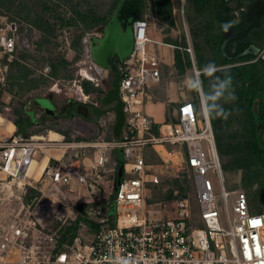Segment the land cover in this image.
Segmentation results:
<instances>
[{
    "label": "built area",
    "instance_id": "obj_1",
    "mask_svg": "<svg viewBox=\"0 0 264 264\" xmlns=\"http://www.w3.org/2000/svg\"><path fill=\"white\" fill-rule=\"evenodd\" d=\"M131 27L132 50L119 64L124 126L119 137L100 144L120 150L123 159L113 198V224L101 225L90 241L75 234L47 256L19 252L18 243L25 236L19 227L12 230L8 243L0 242V264H264V213L252 209L243 189L226 187L200 85L196 102L182 99L176 108V121L165 122L158 133L152 132V121L144 113L145 91L160 79L159 61L147 49L151 41L147 18L133 20ZM15 31V22L0 21V61L5 68L4 61L14 58ZM100 36L99 30H91L83 38L88 63L84 61L80 74L92 83L99 80L98 76L103 79L109 73L107 68L96 66L91 58L93 39ZM186 50L191 52L190 48ZM76 87L78 97H88L81 84ZM113 118L112 112L106 120ZM173 145L183 149L185 166L193 172L194 214L186 197L176 202L175 216L148 200V185L158 184L161 173L157 170L160 164L146 161L144 148L150 146L160 154L156 149L160 146L171 155L168 146ZM77 146L78 143L63 139L39 140L20 134L2 137L0 170L12 179L26 181L27 167L37 150L63 148L67 152ZM105 161L102 151L88 164L60 161L49 167L45 176L51 186L61 187L76 181L96 196L107 172ZM213 176L217 178V189ZM18 221L26 223L22 219ZM11 252L15 254L13 259L9 257Z\"/></svg>",
    "mask_w": 264,
    "mask_h": 264
},
{
    "label": "rangeland",
    "instance_id": "obj_2",
    "mask_svg": "<svg viewBox=\"0 0 264 264\" xmlns=\"http://www.w3.org/2000/svg\"><path fill=\"white\" fill-rule=\"evenodd\" d=\"M93 1L96 2L98 0ZM110 1L111 0H103L102 7L100 8L101 11L108 7ZM28 4L31 5V11L40 10L41 5L38 2L36 3V0H29ZM172 11V25L169 24L167 20L159 21L153 15L150 0H146V7L141 15V17H146L149 23V36L151 41L148 43L147 49L158 58L161 73L159 81L151 84L145 91L144 113L150 117L152 121V132L155 134L156 131L158 132V128L161 124L176 121V108L182 99L192 100L193 102L198 100L199 85L203 93L200 73L202 71L218 68L214 67L203 70L197 68L196 56L193 49L194 37L191 32V23L189 21V17L192 18V16H194V10H192L186 0H172ZM55 12L59 13L60 16L64 18L71 14L68 6L64 3H60L59 7L51 14L46 13V15L50 17L49 21L52 23V26L54 24V32L52 34H47V30L44 28L38 29L33 27L31 21L23 17L24 13L18 17H13L10 13H0V21H13L16 24V31L14 32V56L22 57L21 61L33 72L29 77L35 78L38 81L37 88L30 91H27L29 86L27 82H24L22 86H19L17 83L12 85L13 79L9 77L8 71L1 60L0 91H8L11 89L14 94V104H20L18 97H22L21 99H23L31 93L33 95L49 96L48 93L53 91L60 96L56 97L57 99L54 96H50L58 105L69 98L80 104L89 102L94 104L97 103L96 105L99 106L101 97L112 86L115 71L108 69L109 73L103 76V79L98 76L99 80L97 82H91L92 87L97 91L90 90L88 92L89 94L84 93L88 95L87 98H78L79 94H77L76 86L81 84L82 81L87 80L80 74V69L84 67L82 64L84 61L87 62L85 58L86 50L83 43L85 33L81 39H78L77 36L81 33L82 29L75 25H66L64 21L59 22L58 18L53 17ZM100 27L92 30H99ZM198 32L199 35H201L199 30ZM202 36L203 35L199 36L197 40L199 43H202ZM167 41L175 42L180 46H175V44L168 43ZM183 42H185L186 47L181 46ZM261 42L263 45L262 51H264V37ZM174 47H178L184 54L187 52L185 55L190 59L191 65L186 67L183 73H180L172 63ZM186 48H190L191 52H188ZM201 52L203 55L202 60L206 61L210 56L208 47L205 46ZM58 58L65 59L67 64L63 69L61 68L62 66L57 68L58 72L56 77H48L50 62L57 61ZM194 67H196L198 75ZM210 88L209 95L214 108L219 112V126L226 149L224 155L221 156L218 153L225 185L229 189H243L249 197L251 207L254 210L264 213V195H254L255 191L259 189V185L256 183L252 186H246L243 183L244 172L242 169L238 168L237 160V156L239 155L237 151H239V149L230 147V145L236 142V139H243L242 136L239 135L240 128L238 122L233 118L232 112L227 113L228 103L224 92H222L218 86H211ZM40 100L43 101L41 103H43L45 107H50V103L47 100ZM0 113H6L7 115L11 114L10 111H6L3 108L2 104H0ZM88 115L94 116L92 123H89L90 121L87 123L84 120L85 118L78 119V116H71L70 120H66L65 122L57 121L48 123V128L50 129L64 128L67 130V135H65L63 139L64 141H74L79 144L76 148L67 151L66 156H68V159L75 158L74 153L78 155H90L96 150H101L103 152L105 147L100 144L103 142H110L114 138V135H112L114 118L111 121L106 120L108 115H112V112L96 116L90 111ZM40 127L41 126H39V128ZM88 143L98 145L87 147L86 145ZM110 149L112 151L118 150L116 148ZM156 149L160 154L150 146L144 148L146 161L160 164L157 170L161 173V181L158 184L148 185V189L146 190L148 200L159 204L161 208L166 209L168 214L175 216L177 207L176 202L186 197L189 200L192 214H194L196 205L192 181L193 172L185 166L183 149H181L179 145L168 146V150L172 151L171 155H168L160 146H156ZM98 152L101 153L100 151ZM105 163L107 164L108 161L106 160ZM111 165L113 169L112 175L106 179L107 182L102 183L100 181V191L96 196L90 193L89 190H85L84 193H80L81 197H77L76 190H70L67 185H64L60 187L63 193L61 190V193L57 192V187L52 186L50 188L51 190L47 191V194L42 197V193L37 190V194H30V198L26 200V193L28 190L26 188V193L22 196V203L27 205V209H19L22 210L20 212H24L21 217L25 218L14 216V214H18V202L6 204L13 205V207L15 206V210L12 211L10 217L7 216L8 218L2 220L0 223V242L3 240L8 243V240H11V236L13 235L12 230L22 227L25 231V236L22 242L18 243L19 252L24 251V253L28 255L47 256L54 253L61 247V244L66 242L70 236H67L65 240H61V236L64 234L65 228L73 224L75 219L79 216L91 221L94 225H90L82 220L78 223V228L74 231V234L80 235L84 241L92 240L101 225L109 224L110 215L108 213L110 211L111 197L113 194L114 173L116 169H118L116 160L112 161ZM212 179L217 189L218 182L216 176H213ZM169 192L172 196L176 197L173 200L172 208H169V202L164 197L165 194ZM40 200H46L47 207L42 214L44 215L42 216L43 219L38 222L36 217L30 215L29 212L37 201L41 202ZM67 207L70 214L69 216L65 214V208ZM1 210L4 211V209L0 208V211ZM27 213L30 218H27ZM18 219L25 220V225L23 222L18 221ZM95 224L100 225L96 226ZM12 251H14V249H12ZM19 252H17V254ZM9 257L13 259L15 254L11 252Z\"/></svg>",
    "mask_w": 264,
    "mask_h": 264
},
{
    "label": "trees",
    "instance_id": "obj_3",
    "mask_svg": "<svg viewBox=\"0 0 264 264\" xmlns=\"http://www.w3.org/2000/svg\"><path fill=\"white\" fill-rule=\"evenodd\" d=\"M28 1L0 0V13H10L13 17L21 16L24 13L23 17L27 20L29 19L33 27L44 28L47 30V34H52L54 32V24L52 26L49 21L50 17L46 13L51 14L59 7L60 3H64L68 6L71 13L70 16L64 18L55 12L53 17L58 18L59 22L64 21L66 25L80 27L82 31L77 36L78 39H81L84 33L106 24L119 2V0H111L108 7L101 11L103 0L96 2L93 0H36V3L38 2L41 5L40 10L31 11V5L28 4ZM186 2L194 10V16L192 18L189 17V21L194 37L193 49L197 68L203 70L218 67L200 73L217 151L221 156L226 153L224 138L219 126V112L214 108L209 95L211 86H218L224 92L228 103L227 113L232 112L233 118L237 120L240 128L239 135L243 139H236V142L230 147L239 149L237 151L239 153L237 160L238 168L244 172L243 183L246 186H252L257 183L259 189L255 191L254 195H264V59L261 56L252 54L239 55L251 44H255L263 50L261 40L264 37V10L260 16L259 24L244 32L243 15L240 23L232 25L229 23L237 17L236 12H241L240 0H186ZM150 3L153 15L159 21L167 20L169 24H173L172 0H150ZM145 7L146 0L125 1L118 16L122 28L125 29L129 24L128 19L130 17H133V20L142 18L141 15ZM229 27L237 31L238 35L228 40L225 46V53H223L221 49V44L224 40L223 32ZM198 30L203 35L202 43L197 41L199 36H201ZM167 42L180 46L175 42ZM181 46L186 47L185 42ZM205 46L208 47L210 56L206 61H203L201 50ZM185 54L178 47L173 48L172 63L180 73H183L185 68L191 65L189 57ZM21 58L20 56H14L10 62H4L9 77L13 79L12 85L17 83L22 86L24 82H27L29 83L27 91H30L37 88L38 81L29 77L33 72L21 61ZM66 64L67 62L63 58L50 62L48 77H56L57 68L62 66L61 68L63 69ZM112 70L115 71V68L113 67ZM81 86L85 94H89L90 90H96L88 80L82 81ZM13 112L17 116L14 122L18 126V130H20L25 122V117L23 112L17 110H13ZM156 133L158 132L156 131ZM115 154L116 163L119 167L123 163L122 153L120 150H116ZM114 175L109 225L113 224L114 219L113 198L116 190L115 183L118 178L117 169ZM27 189L26 200L30 198V194L35 195L38 193L32 187ZM164 197L169 202V208H172L173 200L176 197L172 196L170 192L165 194ZM255 211L260 212L258 210ZM82 220L94 225L91 221L79 216L73 224L65 228L61 240L67 239V236H74V231ZM95 225L99 226L100 224Z\"/></svg>",
    "mask_w": 264,
    "mask_h": 264
},
{
    "label": "crops",
    "instance_id": "obj_4",
    "mask_svg": "<svg viewBox=\"0 0 264 264\" xmlns=\"http://www.w3.org/2000/svg\"><path fill=\"white\" fill-rule=\"evenodd\" d=\"M48 95H33L32 93L22 97H18L20 104H14L13 98L14 94L12 90H2L0 91V104H2L3 108L6 111H10V115L6 113H0V138L6 137L12 134H20L25 137L35 136L38 137L39 140L46 139H64L65 135H67V130L64 128L58 129H50L48 128V123L70 120L71 116H78V119H84L87 123H92L94 116H89V112H92L91 104L94 103L83 102V104L77 103L72 99H65L60 105L56 104L55 100L52 97H60L56 92H49ZM79 98V97H78ZM40 99H45L50 103V107L43 108L41 106ZM57 99V98H56ZM23 100V101H22ZM86 104V105H85ZM179 104V103H178ZM44 105V104H43ZM90 107V108H89ZM85 109V110H84ZM13 110H17L23 112V116L25 117V122L23 123L22 129L18 130L17 124H15L16 115ZM47 110V112H46ZM67 116V117H63ZM47 124V125H46ZM39 126H41L39 128ZM101 152V150H98ZM98 151L92 152L90 155H77L75 158L68 159L66 156V151L63 148H45L39 149L35 152L32 163L27 167V179L26 181H17L9 177L4 171L0 170V208L4 209V211H0V223L2 220L10 217L12 211L15 210V206L6 205L11 204V202H18L17 211L18 214L14 216L21 217L24 212H20L24 209H27V205L23 202L22 196L26 193V188L32 187L42 193L41 197L47 194V191L51 190L52 187L49 185V181L45 176V172L49 167H54L58 164V162H77L88 164L92 162L93 157H97L99 153ZM105 153V158L108 163H105L107 172L103 175L101 182H107V178L112 175V165L111 162L116 160L115 151L108 149L105 147L103 151ZM60 160V161H57ZM106 162V161H105ZM70 190H76L77 197H81L80 193H84L85 190H88L84 184H79L76 181H72L67 185ZM57 192H62L60 186H55ZM60 192V193H61ZM63 193V192H62ZM27 194V193H26ZM41 201V200H40ZM23 205V206H22ZM6 206V207H5ZM21 206V207H20ZM13 207V209H12ZM46 200L37 201L34 207L30 210V215L35 216L38 222H40L43 218L42 215L44 210L46 209ZM22 209V210H19ZM65 214L68 216L69 210L68 207L65 208ZM43 210V212H42ZM110 212V211H109ZM17 213V212H16ZM9 214V215H8ZM28 214V213H27ZM110 215V213H108ZM8 216V217H7ZM13 217V216H12ZM29 214H28V217Z\"/></svg>",
    "mask_w": 264,
    "mask_h": 264
},
{
    "label": "water",
    "instance_id": "obj_5",
    "mask_svg": "<svg viewBox=\"0 0 264 264\" xmlns=\"http://www.w3.org/2000/svg\"><path fill=\"white\" fill-rule=\"evenodd\" d=\"M127 0H119L116 8L114 9L109 20L99 28L101 36L97 39H93L91 44V58L96 66L100 68H115L112 86L106 91V93L100 99V105L96 106L91 104L92 112L96 116L105 114L112 111L114 113V125L113 134L115 137H119L125 122L124 102L119 96V80L120 69L119 64L129 56L133 46V35L131 24L133 17L128 19L129 24L125 29L122 28L118 16L124 2ZM243 10L245 14V23L247 24L244 32H246L252 26L258 24L261 14L264 10V0H244ZM239 21V19L237 20ZM232 24V22L230 23ZM238 32L231 27L227 28L223 32L224 40L221 44V49L225 53V46L229 39L235 38ZM252 54L261 56L264 59V51L255 44H251L248 48L242 51L239 55ZM115 58V60L113 59ZM109 60L112 63H109ZM43 108L45 105L41 104ZM207 108V107H206ZM207 117L208 111L206 109ZM210 122V120H209ZM118 178L115 183L117 186L122 173V165L118 167Z\"/></svg>",
    "mask_w": 264,
    "mask_h": 264
},
{
    "label": "flooded vegetation",
    "instance_id": "obj_6",
    "mask_svg": "<svg viewBox=\"0 0 264 264\" xmlns=\"http://www.w3.org/2000/svg\"><path fill=\"white\" fill-rule=\"evenodd\" d=\"M241 1V12H239V13H237L236 12V15H237V17L232 21V24H237V23H240L241 22V19H242V15H243V21H244V23H245V14H244V10H243V1L244 0H240ZM251 1V0H250ZM239 19V21H237ZM260 20V19H259ZM229 23H231V22H229ZM231 24V25H232ZM258 24H259V22H258ZM257 24V25H258ZM246 23H245V26H244V29H245V27H246ZM257 25H255V26H252L251 28H253V27H256ZM230 26V25H229ZM251 28H249L248 30H250ZM226 30V29H225ZM247 30V31H248ZM246 31V32H247ZM114 60H115V58H113ZM109 63L111 64L112 63V61L111 60H109ZM113 68V66H112V64H111V68L110 69H112ZM109 69V68H108Z\"/></svg>",
    "mask_w": 264,
    "mask_h": 264
},
{
    "label": "bare ground",
    "instance_id": "obj_7",
    "mask_svg": "<svg viewBox=\"0 0 264 264\" xmlns=\"http://www.w3.org/2000/svg\"><path fill=\"white\" fill-rule=\"evenodd\" d=\"M36 138H38V137H36Z\"/></svg>",
    "mask_w": 264,
    "mask_h": 264
}]
</instances>
